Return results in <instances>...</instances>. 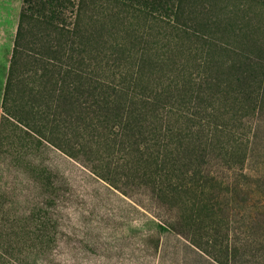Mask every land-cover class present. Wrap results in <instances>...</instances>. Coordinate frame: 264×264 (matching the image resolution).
Here are the masks:
<instances>
[{
	"label": "trees",
	"instance_id": "obj_1",
	"mask_svg": "<svg viewBox=\"0 0 264 264\" xmlns=\"http://www.w3.org/2000/svg\"><path fill=\"white\" fill-rule=\"evenodd\" d=\"M243 1L22 0L3 110L124 195L195 218L212 162L244 169L264 123Z\"/></svg>",
	"mask_w": 264,
	"mask_h": 264
},
{
	"label": "rangeland",
	"instance_id": "obj_2",
	"mask_svg": "<svg viewBox=\"0 0 264 264\" xmlns=\"http://www.w3.org/2000/svg\"><path fill=\"white\" fill-rule=\"evenodd\" d=\"M243 2L252 47L264 49V0ZM21 7L22 0H0V257L15 251L16 264H264V123L244 169L212 162L220 184L199 216L185 218L144 187L124 195L54 151L37 121L27 127L4 112ZM12 214L20 238L6 231Z\"/></svg>",
	"mask_w": 264,
	"mask_h": 264
},
{
	"label": "crops",
	"instance_id": "obj_3",
	"mask_svg": "<svg viewBox=\"0 0 264 264\" xmlns=\"http://www.w3.org/2000/svg\"><path fill=\"white\" fill-rule=\"evenodd\" d=\"M15 217V215H11V219H9V221H6L7 223H9V226L7 228L6 231L9 232L10 236L12 238H16V232L18 235V238H20V234H21V227H20V223L19 221H17V223L19 224L17 227V231H16V218L15 220H13ZM1 254L4 255V253L2 252ZM13 256H11V253L9 254V258L6 259L5 257H0V264H16V258H15V251L12 252Z\"/></svg>",
	"mask_w": 264,
	"mask_h": 264
}]
</instances>
